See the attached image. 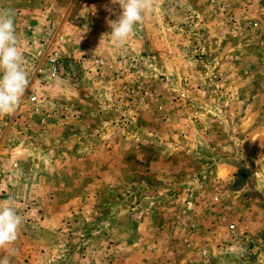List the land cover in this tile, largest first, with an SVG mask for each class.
Returning a JSON list of instances; mask_svg holds the SVG:
<instances>
[{
  "label": "rangeland",
  "instance_id": "obj_1",
  "mask_svg": "<svg viewBox=\"0 0 264 264\" xmlns=\"http://www.w3.org/2000/svg\"><path fill=\"white\" fill-rule=\"evenodd\" d=\"M5 11L34 74L0 118L11 264H264V0H155L119 47L111 0Z\"/></svg>",
  "mask_w": 264,
  "mask_h": 264
},
{
  "label": "clouds",
  "instance_id": "obj_2",
  "mask_svg": "<svg viewBox=\"0 0 264 264\" xmlns=\"http://www.w3.org/2000/svg\"><path fill=\"white\" fill-rule=\"evenodd\" d=\"M120 6L116 20L109 19L110 34L113 43L119 47L125 44L137 24L142 23L152 11L155 0H111ZM111 12V9H108ZM14 14L10 11L0 12V118L12 116L19 108L26 90L32 87L33 73L25 67L26 59L19 48ZM241 145H239L240 147ZM23 217L14 204L8 200L0 202V249L5 254L0 256V264H11L10 256L16 249L7 246L18 239V230Z\"/></svg>",
  "mask_w": 264,
  "mask_h": 264
}]
</instances>
